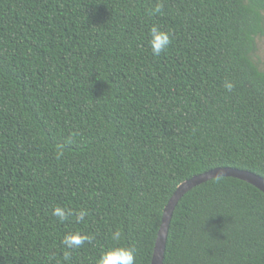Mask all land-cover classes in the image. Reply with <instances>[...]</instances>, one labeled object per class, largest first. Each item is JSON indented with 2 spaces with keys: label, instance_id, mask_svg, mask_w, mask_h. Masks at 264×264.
<instances>
[{
  "label": "trees",
  "instance_id": "obj_1",
  "mask_svg": "<svg viewBox=\"0 0 264 264\" xmlns=\"http://www.w3.org/2000/svg\"><path fill=\"white\" fill-rule=\"evenodd\" d=\"M153 26L172 36L159 57ZM263 36L264 0H0V264H95L116 243L151 264L181 183L264 179ZM69 232L91 240L67 249ZM163 264H264V194L191 189Z\"/></svg>",
  "mask_w": 264,
  "mask_h": 264
},
{
  "label": "clouds",
  "instance_id": "obj_2",
  "mask_svg": "<svg viewBox=\"0 0 264 264\" xmlns=\"http://www.w3.org/2000/svg\"><path fill=\"white\" fill-rule=\"evenodd\" d=\"M162 11V5L156 4L152 9V14L160 13ZM147 43L150 51L154 57H159L165 53L172 43V36L168 31H165L157 26H153L147 37ZM224 87L227 91H232L234 85L231 81H225ZM64 155L63 146L57 149L56 158L60 159ZM52 215L55 216L58 221H65L70 215L71 210L57 206L53 209ZM87 215L85 210H81L76 213L77 220H83ZM121 239V233L115 231L112 234V240L119 242ZM91 237L82 234L80 232H69L63 237L62 243L67 249H75L82 246L86 241H90ZM95 264H135V252L133 249L120 245L119 243L114 244L109 248L104 249L99 253L96 258Z\"/></svg>",
  "mask_w": 264,
  "mask_h": 264
},
{
  "label": "water",
  "instance_id": "obj_3",
  "mask_svg": "<svg viewBox=\"0 0 264 264\" xmlns=\"http://www.w3.org/2000/svg\"><path fill=\"white\" fill-rule=\"evenodd\" d=\"M221 177L235 178L244 181L264 194L263 178L247 171L232 168H217L206 173L200 174L198 176H194L191 179L181 183L177 187L174 194L172 195V197L164 208L162 222L157 234L151 264H163L170 221L172 218L173 211L176 208L180 199L194 187L209 180Z\"/></svg>",
  "mask_w": 264,
  "mask_h": 264
},
{
  "label": "rangeland",
  "instance_id": "obj_4",
  "mask_svg": "<svg viewBox=\"0 0 264 264\" xmlns=\"http://www.w3.org/2000/svg\"><path fill=\"white\" fill-rule=\"evenodd\" d=\"M255 59L258 61L260 68L264 70V36L257 39Z\"/></svg>",
  "mask_w": 264,
  "mask_h": 264
}]
</instances>
